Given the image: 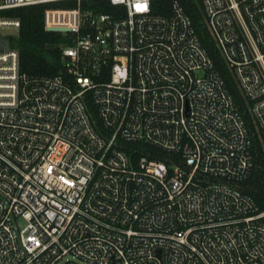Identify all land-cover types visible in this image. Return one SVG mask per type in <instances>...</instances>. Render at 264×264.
Wrapping results in <instances>:
<instances>
[{
  "label": "built area",
  "instance_id": "1",
  "mask_svg": "<svg viewBox=\"0 0 264 264\" xmlns=\"http://www.w3.org/2000/svg\"><path fill=\"white\" fill-rule=\"evenodd\" d=\"M201 1L264 154V0ZM32 5L68 37L65 76L21 72L5 11ZM173 7L0 0V264H264V212L241 190L255 134Z\"/></svg>",
  "mask_w": 264,
  "mask_h": 264
},
{
  "label": "trees",
  "instance_id": "2",
  "mask_svg": "<svg viewBox=\"0 0 264 264\" xmlns=\"http://www.w3.org/2000/svg\"><path fill=\"white\" fill-rule=\"evenodd\" d=\"M176 1L192 19L202 45L208 50L216 70L224 79L248 126L255 134L254 168L241 184V190L255 201L260 212H264V154L256 125L249 112L247 99L239 88L234 72L224 60L207 28L201 0H151L152 11L154 14L170 16L173 14ZM44 9L45 5H32L5 11L7 15L21 21L18 37L12 41V46L19 50L21 72L27 76H65L66 70L60 61V55L61 45L68 42V37L62 32L45 28ZM96 9L113 12L114 6L105 1ZM88 103L91 111L96 114V106L90 101Z\"/></svg>",
  "mask_w": 264,
  "mask_h": 264
},
{
  "label": "water",
  "instance_id": "3",
  "mask_svg": "<svg viewBox=\"0 0 264 264\" xmlns=\"http://www.w3.org/2000/svg\"><path fill=\"white\" fill-rule=\"evenodd\" d=\"M10 38L11 35H0V50L2 49V47H8Z\"/></svg>",
  "mask_w": 264,
  "mask_h": 264
}]
</instances>
